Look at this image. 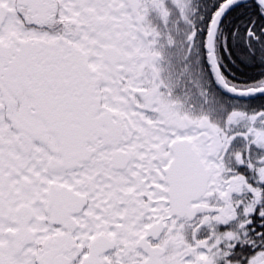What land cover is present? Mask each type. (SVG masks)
Wrapping results in <instances>:
<instances>
[{"label":"snow or ice","instance_id":"obj_1","mask_svg":"<svg viewBox=\"0 0 264 264\" xmlns=\"http://www.w3.org/2000/svg\"><path fill=\"white\" fill-rule=\"evenodd\" d=\"M0 264H264V0H0Z\"/></svg>","mask_w":264,"mask_h":264}]
</instances>
